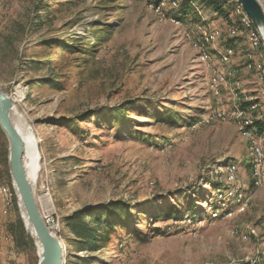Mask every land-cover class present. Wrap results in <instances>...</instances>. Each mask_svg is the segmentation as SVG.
<instances>
[{"label": "rangeland", "instance_id": "obj_1", "mask_svg": "<svg viewBox=\"0 0 264 264\" xmlns=\"http://www.w3.org/2000/svg\"><path fill=\"white\" fill-rule=\"evenodd\" d=\"M181 1L157 10L151 0H0V84L24 93L14 102L38 140L35 195L60 220L65 264H264V185L253 183L242 122L219 115L235 105L229 91L216 96L209 85L238 17L195 1L202 22L180 20ZM202 24L221 38L205 44ZM232 45L229 78L247 90L258 84L246 68L250 45L243 37ZM123 104L126 113L114 110ZM7 143L0 129V153ZM8 181L0 163V183ZM224 188L237 197L223 199ZM15 197L0 262L11 248L13 264H37L25 226L28 238H18ZM149 199L159 211L196 206L199 215L157 218L143 204ZM116 200L129 207L114 215V231L106 216L89 223L105 248L79 246L68 217Z\"/></svg>", "mask_w": 264, "mask_h": 264}, {"label": "bare ground", "instance_id": "obj_2", "mask_svg": "<svg viewBox=\"0 0 264 264\" xmlns=\"http://www.w3.org/2000/svg\"><path fill=\"white\" fill-rule=\"evenodd\" d=\"M162 3L157 5V10L161 8L160 6H162ZM261 3L262 5H264V0H261ZM233 11L238 17V22L236 24L228 25L227 34L232 38L243 37L249 43L250 51L244 53V57L247 58L246 68L249 71L255 72L260 89L258 93H254L248 90H242V88L239 87L238 82H233L230 80V63L236 53V48L232 44L227 45L220 51L219 63L222 69L219 68L218 70H215V72L209 79V85L211 91L216 96H220L223 90H228L231 95V98L235 102V105L231 109L221 111L219 115L222 119L231 117L234 119H238L242 122L244 133L249 139L248 154L251 159L250 169L253 175V183L256 186H262L264 185V173L262 167V155L264 156V131L260 129L259 124L257 120H255V117L253 115L254 113L256 114V112L259 113L258 109L259 105L261 104L260 100L264 101V58L261 59L258 57L259 50H262V46L264 47V44L262 41V36L257 27L255 26L253 19L248 15L242 4L237 2L234 6ZM175 21L179 23L178 19H176ZM198 32L201 35V38L204 40V43L207 45L215 43L221 38V30L217 27H210L207 24H202L201 26H199ZM203 47V50L205 52L206 45H203ZM23 94L24 93L21 90H17L12 97L14 101H20L23 98ZM12 116L16 125L18 126L20 133L26 139V151L24 156V162L28 171L29 179L30 181H32V183L35 184V160L38 156V153L36 151L38 140L32 130L26 125V123L22 119V116L18 112L16 105L15 108H13L12 110ZM258 147H260L262 154H259ZM225 168L226 171L224 172L226 174V179L227 181L231 182L233 180L236 166L234 164H229ZM3 190L7 193L6 206L7 212H9L12 206L14 205V196L16 195V193L12 183H3ZM237 194L238 191L234 188H224L222 198H236ZM47 201H50V198H47ZM47 207L48 205H45V211H49L48 209H46ZM21 214L23 215L26 221L28 232L35 239V244L38 250L37 252L38 254H41V243L37 240L35 233L33 232V226L28 220L27 214L23 206L21 207ZM60 231V220L57 217L55 235L57 236ZM243 238H246V235H243ZM65 263L66 260L64 264Z\"/></svg>", "mask_w": 264, "mask_h": 264}, {"label": "water", "instance_id": "obj_3", "mask_svg": "<svg viewBox=\"0 0 264 264\" xmlns=\"http://www.w3.org/2000/svg\"><path fill=\"white\" fill-rule=\"evenodd\" d=\"M242 4L248 15L259 30L264 44V9L258 0H237ZM15 108L14 99L7 94L0 84V127L9 142V168L19 209L23 206L28 220L33 226V232L42 246V253L38 254L37 264H64L66 260L65 246L62 240L47 227L35 195L34 183L30 181L25 166L24 156L26 139L16 125L12 110ZM25 228L26 221L21 214Z\"/></svg>", "mask_w": 264, "mask_h": 264}, {"label": "trees", "instance_id": "obj_4", "mask_svg": "<svg viewBox=\"0 0 264 264\" xmlns=\"http://www.w3.org/2000/svg\"><path fill=\"white\" fill-rule=\"evenodd\" d=\"M195 1H200L207 7L213 9V11H215L216 13H219L220 15H224L226 17H229L230 12L233 11L235 4L238 2L237 0H182L179 9L175 11V13H173V16H175V18H178L180 20H187L189 16H191L195 18V19L193 18L194 20L202 22L201 18L198 17V13L195 9V5H194ZM151 2H153L154 4H159L163 2V0H151ZM224 39L227 45H230V44H233L235 38L229 37V38H224ZM262 51L264 52L263 46H262ZM125 106L126 104L117 106L116 109L114 110H118V111L124 110V113H126L127 109ZM124 113L117 115V119H120L122 116H124ZM257 122L259 124L260 129L264 131V123H262L261 120ZM8 155H9V143L5 145L3 152L0 153V163H3L4 165H6L7 174L10 178V181H8V183H12ZM213 182H215L216 188L225 186V185L221 186L220 183H217L216 181H213ZM15 199H16V206L18 208L17 197H15ZM152 201H153L152 199H149L143 202V204L146 206V209L151 210L152 215H155V217L157 218L179 219L186 214H191L195 217L199 215V212L197 211L196 206H193L186 212H181V213L179 210L178 212L177 210L173 208H166L164 211H161V210L159 211L156 205ZM121 205H127V208L129 207L128 203H125L123 200H116V201H110L100 208H96V209L95 208L93 209L84 208V209L77 210L75 213L69 216L68 220H69L71 229L73 230V232H76L81 238V240L77 242V244L81 246L82 248L88 249V251H94V250L105 248L106 245H98L97 243H95L96 238H97L96 229L91 227L89 223L99 221L101 220L100 219L101 216H106V222L110 225V228H111L109 229V233H111L112 231L115 230V228L118 225V223H115L116 221L114 222V215H116L117 213H119V211H121V208H122ZM214 206L217 207V205H214ZM124 210H127V209L125 208ZM214 219H217V218H214ZM87 220H90V221H87ZM24 226L25 225H24L23 220L19 218L18 228L20 232L18 234V238L22 240L23 238H28L26 235Z\"/></svg>", "mask_w": 264, "mask_h": 264}, {"label": "built area", "instance_id": "obj_5", "mask_svg": "<svg viewBox=\"0 0 264 264\" xmlns=\"http://www.w3.org/2000/svg\"><path fill=\"white\" fill-rule=\"evenodd\" d=\"M259 3L262 5L261 0H258ZM264 9V5H262ZM211 78V77H210ZM220 110H226V109H221ZM228 114V111H227ZM259 149V154H262L260 147ZM262 167H263V173H264V156L262 155ZM6 198H7V193L6 191L3 190V182L0 183V202H1V207H2V214L4 216H8L10 213L7 212V206H6ZM242 199H240L241 201ZM38 205L42 214V217L49 228V230L55 234V228L57 224V215L53 211H45V202H42L40 199L37 200ZM2 230H3V224H2ZM4 239L6 241L10 240V236L7 234L5 235ZM3 264H13L10 260H5L3 261Z\"/></svg>", "mask_w": 264, "mask_h": 264}, {"label": "crops", "instance_id": "obj_6", "mask_svg": "<svg viewBox=\"0 0 264 264\" xmlns=\"http://www.w3.org/2000/svg\"><path fill=\"white\" fill-rule=\"evenodd\" d=\"M237 62L234 60L233 62H232V64H233V66L236 64ZM237 64H239V63H237ZM243 66L245 65V64H242ZM242 69H244V70H246L245 69V66L242 68ZM235 71V70H234ZM236 72H237V70H236ZM235 72V73H236ZM247 73H249V72H247ZM252 75V77H253V74H251ZM246 84H248V83H246ZM244 85V87H245V89H247V90H249V91H252V92H254V93H258L259 92V89H260V87L258 86V84L256 83V81L254 80H251L250 81V85ZM260 105H259V109H258V111H259V116H260V119L259 120H261L262 121V123H264V101H260ZM263 106V107H262ZM261 107V108H260ZM263 113V114H262ZM10 212V211H9ZM8 212V213H9ZM11 215V213L8 215V216H4L3 214H2V207H1V202H0V224H3V230H2V226H0V230H2V231H0V242H4V237H5V235H9V232H8V230L6 229L7 228V225H8V217ZM2 249H1V247H0V251H1ZM13 251V249L11 250V248H10V250L9 251H7L8 252V257L7 258H2L1 259V262H0V264L3 262V261H5V260H9L11 257H13V254H11V252ZM10 253V254H9ZM1 254H2V256H4V255H6L5 254V252H1Z\"/></svg>", "mask_w": 264, "mask_h": 264}]
</instances>
